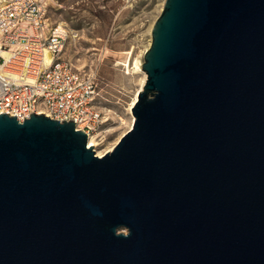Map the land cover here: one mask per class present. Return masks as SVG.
I'll return each mask as SVG.
<instances>
[{
	"label": "water",
	"instance_id": "95a60500",
	"mask_svg": "<svg viewBox=\"0 0 264 264\" xmlns=\"http://www.w3.org/2000/svg\"><path fill=\"white\" fill-rule=\"evenodd\" d=\"M135 122L0 114V264H264V0H165Z\"/></svg>",
	"mask_w": 264,
	"mask_h": 264
},
{
	"label": "built area",
	"instance_id": "2783aa9c",
	"mask_svg": "<svg viewBox=\"0 0 264 264\" xmlns=\"http://www.w3.org/2000/svg\"><path fill=\"white\" fill-rule=\"evenodd\" d=\"M68 37L51 22L46 0H0V114L73 120L101 148L102 133L117 121L102 105L95 75L64 57Z\"/></svg>",
	"mask_w": 264,
	"mask_h": 264
},
{
	"label": "rangeland",
	"instance_id": "374dc122",
	"mask_svg": "<svg viewBox=\"0 0 264 264\" xmlns=\"http://www.w3.org/2000/svg\"><path fill=\"white\" fill-rule=\"evenodd\" d=\"M53 24L65 28L69 37L64 57L87 74L95 75L102 105L116 123L103 132L102 149H109L132 119L130 103L142 85L143 74L135 72L150 39L149 27L162 11L163 0H46ZM133 50L130 70L119 64ZM129 72V73H128ZM123 118L125 123L120 122Z\"/></svg>",
	"mask_w": 264,
	"mask_h": 264
},
{
	"label": "bare ground",
	"instance_id": "6f19581e",
	"mask_svg": "<svg viewBox=\"0 0 264 264\" xmlns=\"http://www.w3.org/2000/svg\"><path fill=\"white\" fill-rule=\"evenodd\" d=\"M164 4H165V0H163L162 6H161V8H160L161 11H162L163 8H164ZM155 22H156V21L152 22V24H151L150 27H149L150 39H149V41H148V44L146 45L145 49L143 50V52H142V54H141V57L137 58V59L135 60V62H134V67H133V68H134L135 72H138V73L143 74V79H142V85H141V87L138 89V91H137V93L135 94V96H134L132 102L130 103L129 111H130V113L132 114L131 122L129 123V126L127 127V129H126L125 131H123V132H122V133L116 138L115 142L113 143V145H112L109 149H102V148L97 147V146H99V144H101V143H98L97 140H96L95 138L89 140V146H92V145H93L94 147L96 146V151H97V154H98L99 157H102V156H104L107 152L113 150V148H114L115 145L119 142V140L122 138V136H123L128 130H130V129L132 128V126H133V124H134V122H135V116H134V114H133L132 108H133V106L136 104V102H137V100H138L139 93H140V91L142 90V88H143V86H144V84H145V82H146V80H147V73H146V71L143 69V63H144V56H145V53H146V51L149 49V47H150L151 44H152V32H153V27H154V25H155ZM125 53L127 54V58H126V60H125L124 62H120L119 64H124V65H126V67H128L129 70H130V66H131V62H130V61H131V57H132V54H133V50L125 51ZM47 57H48V54H47ZM128 73H129V72H128ZM120 122H121L122 124L125 123V121H124V119H123L122 117L120 118ZM111 130H112V129H109V131H111Z\"/></svg>",
	"mask_w": 264,
	"mask_h": 264
}]
</instances>
